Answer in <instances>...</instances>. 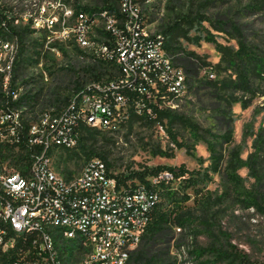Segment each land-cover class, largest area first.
Instances as JSON below:
<instances>
[{
	"label": "rangeland",
	"instance_id": "1",
	"mask_svg": "<svg viewBox=\"0 0 264 264\" xmlns=\"http://www.w3.org/2000/svg\"><path fill=\"white\" fill-rule=\"evenodd\" d=\"M109 1L112 5L117 2ZM102 2L0 0V15L5 16L10 27L25 31L28 57L22 70L23 78L16 83V90L19 94L41 91L42 96L45 93L33 106L34 114L24 113L25 117L38 118L56 111L55 107L61 109L65 95L75 85L74 80L80 78L83 81L84 70L92 61L88 52L78 48L72 40H62L56 31L33 27L32 18L40 17L46 9L42 17L56 15L60 22L65 21V24L72 26L74 18L64 14L66 9H75L76 5L99 8ZM183 14L191 18L203 15L210 19L196 20L190 28L185 24L180 25V33L187 29V36H200L198 42L183 36L173 37L174 34L170 39L172 46L180 47V52L174 58L193 52V60L197 64L192 66L195 72L186 74L188 88L184 98L174 107L165 108L198 126V131L193 132L181 120H177L172 127L177 140L186 144L190 152L186 147L178 148L171 142L166 119H163V125L159 121L147 122L142 119L129 125L130 118L110 133L113 137L105 145L104 151L111 167L119 173L158 165H183L189 171L196 172L193 176L197 181L193 187L184 188L180 180L175 185V188H179L178 206L188 208L192 216L186 217L183 228L171 224L169 242L164 244L170 264H229L223 257L217 258L219 250L231 252L233 257L237 254L238 262L264 264V207L247 204L248 192L264 194V175L262 183L257 185L248 169L240 167L237 169L241 179L238 188L225 175L229 154L238 148L240 157L246 159L255 150V141L261 148L258 160L264 169V79L256 77L252 91L237 89L230 80L235 78L236 66L241 67L242 64L236 61L232 66L226 62L234 56L242 39L255 46L252 54L255 59L249 63H255L259 57L264 58V0H157L154 4L145 5V23L151 32H162ZM221 19L230 21L238 29L221 24ZM218 28L223 30L219 31ZM54 29H59V24ZM207 32L214 34L218 42L230 49L226 61L220 62L221 53L212 43L203 40ZM168 36L171 37L170 34ZM5 40L18 43L11 32L0 28L1 68L12 53L10 48L1 49V42ZM174 63L181 67L179 60ZM210 80L212 84L208 83ZM55 87L61 97L57 100L47 98L46 91ZM232 96L247 101V106L242 107L240 102L231 101ZM50 102L54 104L53 107L48 105ZM20 110L31 109L23 107ZM207 139L215 142L218 152L223 154L218 171L210 167ZM0 144L6 146V143ZM157 148L172 153V156L155 154ZM17 151L18 148L14 147L9 157L0 158V168L17 171L10 162ZM52 160L62 174L70 176L76 174L88 159L77 145L69 150L54 149ZM184 194L189 197L186 201ZM83 255V252L76 251L64 258L65 263L78 264Z\"/></svg>",
	"mask_w": 264,
	"mask_h": 264
},
{
	"label": "built area",
	"instance_id": "2",
	"mask_svg": "<svg viewBox=\"0 0 264 264\" xmlns=\"http://www.w3.org/2000/svg\"><path fill=\"white\" fill-rule=\"evenodd\" d=\"M156 1L117 0L111 9L76 14L66 9L64 14L74 18L72 26L56 15L42 17L46 9L32 18L33 27L72 40L92 61L113 64L114 77L86 82L60 112L28 119V144L42 149L31 154L25 173L0 168V264H66L64 258L76 251L84 254L78 264H126L161 200L163 186L175 187L179 181L166 169L146 177L150 186L137 180L134 185L130 180L124 184L119 172L100 157L88 159L68 176L52 160L54 149L78 145L80 124L116 130L131 111L151 114V104L158 109L174 107L186 95V74L167 51L166 37L151 32L145 23L142 10ZM57 24L59 29H54ZM7 48L12 53L0 67L7 71L5 88L18 46L1 42V49ZM120 86L135 95H125ZM7 93L13 99L19 95L16 89ZM6 109H0V142H18L25 118L21 110ZM18 238L29 246L4 260L3 253Z\"/></svg>",
	"mask_w": 264,
	"mask_h": 264
},
{
	"label": "trees",
	"instance_id": "3",
	"mask_svg": "<svg viewBox=\"0 0 264 264\" xmlns=\"http://www.w3.org/2000/svg\"><path fill=\"white\" fill-rule=\"evenodd\" d=\"M101 7H86L76 5L75 9H73V13L76 14L79 11H87V10H98L102 8H112V3L109 0H102ZM142 13L145 15V9L142 10ZM196 20H207L210 19L203 15H197L195 18H191L188 14H183L177 21L172 22L166 28L162 30V34L166 37L167 41L165 47L167 51L171 55H177L180 52V47L172 46L170 43V39L173 37L183 36L189 39L192 42H198L201 38L200 36L189 37L187 36V29L185 32H179L181 27L180 25H188L189 28L192 27L193 22ZM32 21V20H31ZM221 24L231 25L234 30L238 28L232 24L230 21H225L223 19L219 20ZM0 28L2 31L8 30L17 38V52L14 56L12 66L8 72V79L6 80V88L5 85V77L7 71H0V109L7 110V106L13 109L20 110L23 107H30L31 110H25L21 112V116L24 117L23 126L19 131V141L13 143H6L2 146L0 144V158L6 159L11 155V151L14 147L18 148L16 155H12L11 163L14 164V169L18 170L21 173L27 172L30 163H31V154L32 153H39L42 149L40 145H29L27 141V134H28V126L29 122L28 118L24 116L26 114H34L33 106L38 103L41 99V91L37 93L29 92V93H21L17 96V98L13 99L7 90H14L16 89V83L20 81L22 77V70L24 67V63L27 60V49L24 42L25 31L24 30H17L13 27L9 26V22H7L5 16L0 15ZM219 31H222L223 28H218ZM27 32V30H26ZM168 34L171 35L169 38ZM168 36V38H167ZM203 40L206 42H210L214 45L215 49L221 53V60H225V58L231 53L230 49L227 46L222 45L218 42L211 32H207L203 37ZM6 41V40H5ZM255 46L252 44L246 43L244 39L239 41V48L234 52V56L230 59H227L226 62L231 64L232 66L237 63L236 61H240L242 66H236L234 75L235 78L231 79L230 82L234 83L235 88H241L243 90L252 91V84L254 83V79L256 77H260L264 79L262 73H264V58L259 57L255 63H249L255 59V56L252 55ZM193 52H188L184 56H177L174 58V62L179 60L182 69L184 70L185 74L195 72V69L192 66L197 65L193 60ZM248 59L250 61H248ZM220 63H218L219 65ZM248 64V65H247ZM114 65L111 63H103V62H95L91 61V65L88 66L84 70V79L80 81L74 80V87L71 89L68 95H65L62 108H56V111L50 112V114L60 112L70 101V99L75 96L76 94L80 93L81 90L84 89V85L86 82L91 81H100L102 79L109 80L112 79L114 76ZM121 74V70L119 69V75ZM24 81V80H22ZM210 84L211 80L208 82ZM214 86H217L215 83ZM119 90L127 96H134L132 90L127 86L119 87ZM264 93V92H263ZM47 98H52V100H57L61 97L59 90L55 87L51 90L46 91ZM233 102H240L242 107L247 106V101L233 97L231 98ZM48 105L53 107V103L50 102ZM152 112L148 114L146 112H142V114H135L131 111L129 116V125H131L134 121L142 119L147 122L152 121H159L163 125V119H166L168 122V126L166 125V130L169 132L171 136V142L174 143L175 147L182 148L186 147L187 152H190L189 147L186 144L179 142L177 140V135L172 132V127L177 120H181L186 126H188L191 131H198V126L192 123L186 117L181 115H176L170 110L158 109L156 105L151 104ZM36 116H33V119ZM124 123V122H122ZM121 123V124H122ZM120 126V125H119ZM111 132H115V130H100L96 128L89 127L85 124H80L77 128L78 134V147L81 149L82 153L86 156V159H90L92 157H100L103 159L108 166H111L110 161L107 158V155L104 151L105 145L112 139L113 136L110 135ZM207 143V149L209 151V158L211 160L210 167L213 171H218L219 164L223 159L222 152H218L216 148L215 142L212 140H205ZM4 143V142H0ZM254 151L249 153L246 159H242L239 155L238 148H235L234 151L229 154L228 159L226 161L225 167V175L228 181L234 185L235 188H238L241 183L240 176L237 174V169L240 167H246L250 176H252L255 180L257 185L262 183L264 169L261 166L262 164L259 162V151L261 148L257 146V141L254 143ZM69 150V149H67ZM155 154L165 155V156H172V153L166 152L160 148H157ZM170 170L173 171L175 177H178L180 183H183L184 188L193 187L195 182L197 181L194 178V174L196 172L189 171L183 165L176 167V166H167V165H158L155 167H144L142 170H132L127 173H119V180L120 182L126 184V181L130 180L131 183L134 185V180H137L146 186H150L146 177L152 174H155L161 170ZM207 175L205 174V177ZM164 185V184H163ZM179 188L171 187L170 184H165L163 189L160 191L161 200L160 202L153 208L151 211V219L146 228L144 229L140 242L133 249L130 253V257L126 264H170L168 260V252L165 251V245L169 242L168 237L170 236L171 224L177 225V227H184L185 222L187 221V216H192V213L189 212L188 208H182L178 206L180 203V198H178ZM249 196L247 200V204L256 208L264 207V194L256 193L255 191L248 192ZM258 194V195H257ZM185 195V194H184ZM188 196L185 195L184 201L188 200ZM174 205V208H171ZM29 243H23L21 239H17L14 247L10 248L6 253H3L4 260L6 259H13L16 257L17 249L23 247V249H27ZM61 249L65 250L67 247H62L59 249V256L62 253ZM224 258L229 264H247L245 261L238 262L237 254L233 257L231 252L219 250L217 258ZM243 257V256H242ZM245 257H243L244 259ZM237 262V263H236ZM64 264V263H62Z\"/></svg>",
	"mask_w": 264,
	"mask_h": 264
}]
</instances>
